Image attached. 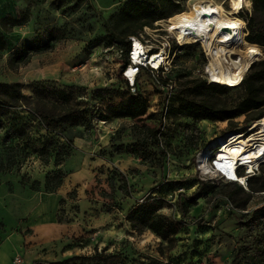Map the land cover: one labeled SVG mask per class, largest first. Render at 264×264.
Masks as SVG:
<instances>
[{
  "label": "rangeland",
  "instance_id": "374dc122",
  "mask_svg": "<svg viewBox=\"0 0 264 264\" xmlns=\"http://www.w3.org/2000/svg\"><path fill=\"white\" fill-rule=\"evenodd\" d=\"M127 1L0 0V19L29 15L27 24L5 35L9 49L0 60V83H18L26 98L34 97V90L45 96L52 89L73 87L78 96L90 100L94 107L89 128H66L50 135L63 146H68V141L73 144L68 147L70 155L59 167H55L53 157L48 165L37 159L34 150L46 133L23 108L18 109L12 119L29 127L26 149H21L17 141H13L12 147L4 148V135L0 134V264H32L34 261L89 264L86 258L95 251L122 252L129 258L125 264H164L166 261L231 264L235 246L249 249L255 240L257 229L248 230L240 224L239 217L262 206L264 193L255 194L246 211H240L234 206L230 209V203L224 202L223 191L230 190L224 187L198 199L197 205L189 208L190 218L181 223L171 251L149 231L137 233L129 228L128 211L151 195L168 202L169 207L164 208L162 214L180 221L175 192L167 190L165 184L161 186L163 177L170 183L184 182L186 194L192 192L198 178L224 184L221 179L207 174L208 156L219 151L221 139L242 132L244 117L235 119L232 125L195 122L184 117L163 120V98L171 99L184 81L200 78L212 83L208 75L211 56L198 43L179 46L168 18L155 22L151 28H143L137 37L152 50L171 48L173 44L180 48L174 51L180 57L176 63H171L166 76L173 82L172 89L164 91L155 86L150 75L137 74L139 91L148 102L147 116L134 121H99V114L116 105L125 91L122 75L125 67H122L120 48L107 45L103 38L106 36L104 22ZM174 1L179 2L183 12L199 3L220 7L226 17L241 21L245 40L247 23L240 15L252 14L249 0H244L239 10L234 9L232 0ZM256 24L264 26V17L258 16ZM50 28L63 30L65 39L57 42L52 51L35 55L27 65L11 69L8 60L37 34ZM183 46L192 47L183 49ZM255 46L260 55L251 64L264 58V49ZM244 50L239 49L237 54L231 55L232 59L243 57ZM176 74L180 77L174 80ZM97 89H109L113 94L103 101L93 100L92 93ZM237 97L238 94L228 95L222 102L230 104ZM253 126L245 129L249 138L262 139L260 129ZM150 128L162 132L161 147L155 146L147 136L136 156L117 155L112 150L111 144L140 143ZM204 152L207 153L206 166L199 159ZM56 170L65 174L63 185L54 193H47L44 178ZM252 171V175L264 177V158L252 166ZM123 178L126 186L122 185ZM16 258L19 263L15 262ZM245 262L241 256L234 264Z\"/></svg>",
  "mask_w": 264,
  "mask_h": 264
},
{
  "label": "trees",
  "instance_id": "16d2710c",
  "mask_svg": "<svg viewBox=\"0 0 264 264\" xmlns=\"http://www.w3.org/2000/svg\"><path fill=\"white\" fill-rule=\"evenodd\" d=\"M252 14L240 15L247 23V35L245 42L250 45H258L264 49V26H258V16L264 17V0H249ZM182 6L174 0H129L121 5L117 12L104 22L107 45H117L121 51L122 67L129 65L128 52L130 49V38H138V32L143 28H151L160 20L171 18L183 12ZM29 15L26 14L20 19L4 17L0 19V60L9 49V42L5 35L10 34L15 28L27 24ZM119 27H122L118 29ZM65 39V32L61 29L50 28L42 34H37L31 42L13 55L9 60V67L13 70L27 65L31 59L38 54L50 52L57 42ZM192 46H183V49H190ZM194 47V46H193ZM176 45H172L170 53H174ZM180 50L177 49V51ZM176 51V52H177ZM180 56L173 55L172 63H176ZM141 73L150 75L140 68ZM160 76L155 86L166 90L168 83H173L166 76ZM137 76V77H138ZM176 74L173 79H179ZM125 91L120 96V101L106 108L105 112L99 114V121L110 122L114 119L140 120L147 116L148 102L142 96L138 87V80L135 78L134 92L124 80ZM113 92L109 89H97L92 93L93 100L103 101L111 97ZM238 94L237 99L226 104L222 98L228 95ZM163 98L162 115L165 119H180L182 117L192 121L227 122L229 125L239 117H244L243 133L246 127L264 117V58L253 62L241 82L237 86L208 84L206 80L193 78L186 80L177 93L166 101ZM167 102V105H166ZM166 107V111H164ZM23 108L32 114L38 121L39 126L46 133L40 137L39 147L34 150L37 159L44 165H48L51 158L54 159L55 167H59L63 160L70 155L68 146L61 145L52 133L66 128L83 127L89 128L94 116V107L90 100L84 99L76 94L73 87L52 89L48 95L41 96L34 90V97L26 98L21 86L18 83H0V134L4 135L3 147H12L13 141L21 144V149H26L30 140V130L27 124H17L12 119L16 111ZM150 137L157 147L162 145V132L157 128L147 129V134L138 141L119 145H112V150L117 155L136 156L144 143V139ZM17 146V147H18ZM11 149V148H10ZM20 149V147H19ZM163 156L166 153H163ZM262 171V170H261ZM238 176L244 177L242 168L238 170ZM65 174L56 170L46 174L44 178V189L47 193H54L63 185ZM167 190L175 192V208L180 216V221L171 219L162 214V210L169 207L165 199L151 195L140 203H136L128 211L126 221L129 228L137 233L149 231L155 237L165 243L167 250L171 251L175 246V239L181 231V223L190 218L189 208L196 206L198 199L215 194L218 188H227L223 191L224 202L233 204L235 209L246 211L249 201L255 194L264 193V177L251 175L246 180V190L238 182L220 181L224 184H216L214 179L202 180L198 178L193 184L190 194L184 191L185 184L182 181L168 182L163 177ZM122 185L126 186V179H122ZM63 200H60L62 203ZM240 224L248 230L256 228L255 240L249 249L242 246H235L232 253L231 264L237 262L238 258L244 256L245 264H264V204L254 208L247 214L239 217ZM128 256L122 252L106 253L95 251L86 258L89 264H125ZM32 264H63L46 263L34 261ZM164 264H171L166 261Z\"/></svg>",
  "mask_w": 264,
  "mask_h": 264
},
{
  "label": "bare ground",
  "instance_id": "6f19581e",
  "mask_svg": "<svg viewBox=\"0 0 264 264\" xmlns=\"http://www.w3.org/2000/svg\"><path fill=\"white\" fill-rule=\"evenodd\" d=\"M244 0H232L234 9L239 10ZM171 31L176 32L177 40L183 44L198 43L207 51L212 60L209 64L210 79L213 82L227 86H237L249 65L259 55L257 46L250 45L243 38V25L240 20L226 17L222 9L207 3L194 4L187 12L177 14L170 18ZM244 48V56L238 60L230 57L237 54L239 49ZM145 58L152 66H157L160 57L145 55L140 43L134 40V59L139 56ZM127 76L133 80V68H129ZM260 129L262 143L249 145L252 140H245L241 136L231 134L220 140L222 150L218 151L217 166L224 168L229 181L244 182V177L234 176L232 173L233 163L240 161L246 166L248 172L252 166L264 156V119L255 124ZM207 153L204 152L199 159L206 161ZM206 166V165H205ZM205 170V169H204ZM227 171V172H226Z\"/></svg>",
  "mask_w": 264,
  "mask_h": 264
},
{
  "label": "built area",
  "instance_id": "2783aa9c",
  "mask_svg": "<svg viewBox=\"0 0 264 264\" xmlns=\"http://www.w3.org/2000/svg\"><path fill=\"white\" fill-rule=\"evenodd\" d=\"M134 40H137L145 55L149 56V60L153 57V56H159L160 59H159V62H158V65L155 67V66H152L149 64V61H146L145 58H143L142 60H140L141 57H143L144 55L142 56H139L137 59H134L133 56H132V53H133V46H134ZM179 46H181L182 44L180 42H178ZM184 45V44H183ZM201 45V44H200ZM170 46H167V47H160L158 49H155V50H152V49H149L146 47L145 44H143L139 38H130V49H129V52H128V59H129V65H127L125 67V69L123 70V77L125 78V80L128 82V86L131 88V91L134 92L133 90V87H134V82H135V78H136V75L139 73L140 71V68L144 69L145 71H147L150 76L152 77V79L158 84V79L160 76H164L165 74L168 73L170 67H171V63H172V56L171 53H170ZM231 57V56H230ZM133 68V73H134V78L133 80H130L127 76V71L129 68ZM209 69V68H208ZM209 77H210V72L208 73ZM242 80V79H241ZM240 80V82H241ZM211 81V79H210ZM212 83H217V82H213L211 81ZM239 82V83H240ZM172 89V85L170 83L167 84V88L166 90H171ZM170 93V92H169ZM167 101V99H166ZM166 105H167V102H166ZM164 111H166V107L164 109ZM264 117L258 121H261L263 120ZM257 123V121L253 122L250 126H253ZM250 126L248 128H250ZM253 127H257L256 125L253 126ZM247 128V129H248ZM253 129V128H252ZM231 134H235V133H231ZM249 132H246L244 131L243 133H239L237 136H241L242 138H244L245 140H247L249 138L250 135H248ZM255 143H262V140H251L249 142V145L251 144H255ZM218 150V149H217ZM222 150V147L219 146V151ZM218 152V151H217ZM264 158L261 157L260 160H262ZM217 159H218V154L217 153H214L213 155L209 154L208 156V164H209V171H208V175L211 174L214 178H219L221 179L222 181H228V182H236V181H229L228 180V176L226 175L225 171H224V168H220L218 167L216 164H217ZM259 160V161H260ZM242 168V169H246L245 173H244V182H239V184H241L243 187H246V180L249 176L252 175L253 171L251 172H248L246 166L244 165H241L240 164V161H235L233 163V170H232V173L234 176H238V170ZM227 172V171H226ZM202 180H205L204 178H201ZM229 208L230 209H233V207L231 206V204H229ZM15 262L19 263L20 260L18 258L15 259Z\"/></svg>",
  "mask_w": 264,
  "mask_h": 264
},
{
  "label": "clouds",
  "instance_id": "9594fccd",
  "mask_svg": "<svg viewBox=\"0 0 264 264\" xmlns=\"http://www.w3.org/2000/svg\"><path fill=\"white\" fill-rule=\"evenodd\" d=\"M227 86V85H226Z\"/></svg>",
  "mask_w": 264,
  "mask_h": 264
}]
</instances>
